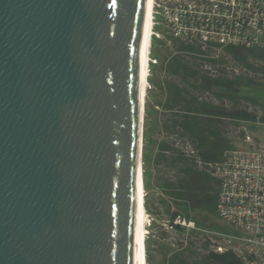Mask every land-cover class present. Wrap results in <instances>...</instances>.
I'll list each match as a JSON object with an SVG mask.
<instances>
[{
  "label": "water",
  "instance_id": "1",
  "mask_svg": "<svg viewBox=\"0 0 264 264\" xmlns=\"http://www.w3.org/2000/svg\"><path fill=\"white\" fill-rule=\"evenodd\" d=\"M148 0H0V264H137Z\"/></svg>",
  "mask_w": 264,
  "mask_h": 264
},
{
  "label": "rangeland",
  "instance_id": "2",
  "mask_svg": "<svg viewBox=\"0 0 264 264\" xmlns=\"http://www.w3.org/2000/svg\"><path fill=\"white\" fill-rule=\"evenodd\" d=\"M219 1L226 5L231 4L234 7L236 16L226 15L229 21L233 19L235 23L240 16L248 18V20L252 18L253 8L250 7L253 0H244L243 7L245 8H237L240 5L235 0H153L150 67L144 103L143 148L141 152L147 213V264H171V257L183 245L190 247L192 244L193 247L190 248L193 252L205 255L207 253L205 243L208 242L209 237L212 238L213 234L216 238L209 241L212 250L219 245L230 242L227 233H230V236L231 234L235 236V233L230 231L232 228H229L227 222L220 219V216L212 211L213 209L204 210L199 207L185 206L182 200L174 196V192L169 186V183L177 181L184 174V166L179 162L176 165L174 161L176 152L183 153L187 158L188 165L192 168L207 172L209 169L208 164L204 163L198 156L199 148L197 144L191 138L180 135L174 127L175 119L172 120L177 114H180V105L177 104L176 98L169 88L170 81L172 79L173 82L177 80L168 73L166 66L170 53L173 50L176 52L170 37L177 36L182 23L187 20L186 10L183 9L186 6L189 9L207 8L206 12L201 14L202 17L207 16V21L210 24L209 30L204 29L203 32V39L205 40L211 38L212 40L220 39L226 42H229V40L240 42L248 34L249 36L252 35L248 28L239 30L237 25H235V30L232 31H229L226 27H223L221 31H214L212 27L213 18H220L225 11V8H215V4ZM190 12H192V15L197 13L196 11ZM227 12H230V9L226 8ZM253 48L263 49L259 45H255ZM217 50L218 48L215 49L213 55L215 56L216 53L222 55L217 58L220 61V58L226 54L222 51V48ZM260 63L261 67L255 65L259 70L249 73V76L255 78L260 84L249 87L248 90L251 91L250 93H261L258 98L255 97V100H259L258 102L261 105L252 103L249 108L257 111L259 117H264V73L261 71L264 61ZM221 68L234 71L236 75H240L245 71L240 64L234 61L220 62L217 68L209 63L204 66V69L209 72ZM219 91L222 92V90ZM203 96L214 104L223 107L230 105L228 100H221L212 92ZM219 126L225 132L223 136L224 147H229V149H248V143L244 140L247 134L256 138L264 137V122L261 121L238 123L235 120L221 118ZM167 145L170 149L164 150L163 148ZM213 184L215 185L214 179H209L206 185L209 196L216 190ZM190 187L195 188L194 184H190ZM174 211L180 212L179 215L187 222V225H185L187 228L184 232L173 228L169 224L170 214ZM237 231L241 233V231ZM234 236H231L232 240H234ZM243 245L244 242L240 240L233 243V246L238 249ZM249 249L253 251L252 248ZM255 252H259V249H255Z\"/></svg>",
  "mask_w": 264,
  "mask_h": 264
},
{
  "label": "trees",
  "instance_id": "3",
  "mask_svg": "<svg viewBox=\"0 0 264 264\" xmlns=\"http://www.w3.org/2000/svg\"><path fill=\"white\" fill-rule=\"evenodd\" d=\"M174 9V8H173ZM230 12L226 15L235 16L234 8H228ZM186 10V22L182 23L181 30L177 36H171L174 50L170 53L167 61L166 70L173 79L169 83L170 92L174 94L177 104L180 105V114H177L174 120L176 131L182 135L191 138L198 146V156L204 163L217 162L223 158L224 153L229 147H224L225 132L220 128V119L225 118L231 121L240 122H264V117H259L258 112L251 110L249 105L259 104V92L248 90L249 87L259 85V81L250 77L249 73L259 70L262 61H264V48L261 50L249 47L246 44H228L219 41L203 39L204 29L209 30L207 16H201L207 8H184ZM196 14L192 15V12ZM191 17V18H189ZM212 22L214 30L218 31L227 25L230 31L234 29V21L226 17H216ZM226 54L213 55L215 49ZM217 50V51H218ZM228 63L234 61L245 69L240 75L234 71H227L226 68L215 69L209 72L204 66L209 63L215 68L220 62ZM205 64V65H204ZM256 65V66H255ZM206 68V67H205ZM264 73V66L261 68ZM219 90H222L220 92ZM213 93L221 100H228L230 105L224 107L214 104L205 98L206 93ZM257 94V95H255ZM261 105V104H259ZM170 149L164 147L163 149ZM176 165L181 163L183 167V177L173 183H169L174 196L182 200L185 206L199 207L202 209H217L218 181L209 172L196 170L188 165L187 158L183 153L176 152L174 156ZM213 178L215 192L211 196L207 193V184L209 179ZM194 184L195 188L190 187ZM211 188H213L211 186ZM180 212H171L169 224L179 231L184 232L187 226L175 223L176 217ZM207 240V239H206ZM205 243L207 253L205 255L193 252L190 247L182 246L171 257V264H243L242 259L232 250L225 252H216L210 249V240Z\"/></svg>",
  "mask_w": 264,
  "mask_h": 264
},
{
  "label": "built area",
  "instance_id": "4",
  "mask_svg": "<svg viewBox=\"0 0 264 264\" xmlns=\"http://www.w3.org/2000/svg\"><path fill=\"white\" fill-rule=\"evenodd\" d=\"M235 1L240 5L237 8H245L244 0ZM215 6V8H225V16H220L222 18L226 17V8H234L231 4L226 5L220 1ZM250 8H253L252 18L248 20L240 16L234 23V29L235 25L239 30L248 28L252 35L248 34L240 42L232 40L229 42L246 44L249 47L259 45L264 48V0H253ZM224 27L227 28V25ZM213 41L229 43L220 39ZM244 140L248 143L246 151L228 149L221 160L207 163L208 172L218 181L216 213L220 219L227 222L229 228H232L229 230L235 233V236L231 234L234 240L230 233H227L230 242L219 245L214 250L216 252L232 250L242 259L243 264H264V137L256 138L247 134ZM175 223L187 225L186 220L181 216L177 217ZM214 238L216 237L213 234L212 238L208 239L213 241ZM237 240L244 242L239 249L233 246ZM255 249H259V252H255Z\"/></svg>",
  "mask_w": 264,
  "mask_h": 264
},
{
  "label": "bare ground",
  "instance_id": "5",
  "mask_svg": "<svg viewBox=\"0 0 264 264\" xmlns=\"http://www.w3.org/2000/svg\"><path fill=\"white\" fill-rule=\"evenodd\" d=\"M152 8L153 0H148L147 3V14L144 31V43H143V55H142V66H141V80H140V93L143 102L142 112L144 115L145 108V97L149 76L150 67V43L152 35ZM142 148H143V137H142ZM145 187L143 178L142 159L140 157V164L138 170V196H137V264H147L148 253L146 244L147 232V213L145 206Z\"/></svg>",
  "mask_w": 264,
  "mask_h": 264
}]
</instances>
